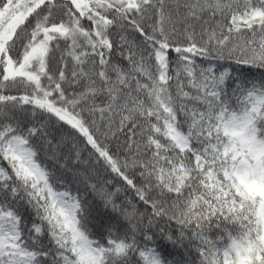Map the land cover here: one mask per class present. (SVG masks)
<instances>
[{"label":"snow or ice","instance_id":"6c2138e0","mask_svg":"<svg viewBox=\"0 0 264 264\" xmlns=\"http://www.w3.org/2000/svg\"><path fill=\"white\" fill-rule=\"evenodd\" d=\"M101 162L143 213L76 170ZM185 245L264 264V0H0V264H170Z\"/></svg>","mask_w":264,"mask_h":264},{"label":"trees","instance_id":"16d2710c","mask_svg":"<svg viewBox=\"0 0 264 264\" xmlns=\"http://www.w3.org/2000/svg\"><path fill=\"white\" fill-rule=\"evenodd\" d=\"M217 66L219 67H225L227 66V61L224 62H216ZM250 76L259 79V73L255 72L253 70V73L249 74ZM64 132H67V129L62 130ZM102 138V137H101ZM114 144V142H113ZM113 151L115 152V147L113 146ZM84 157L87 158L88 153L84 152ZM40 160L47 164L49 168L53 167L52 161L47 159L46 154L41 151L40 153ZM82 173H86V178L89 183H95L97 187H105L108 191L113 192L117 187H120L122 190L115 195V201L117 204H123L124 206H128L126 201H131V204L135 206L138 213H143L145 211V206L139 202L136 198L133 192L131 191H124V186L122 185V182L116 179L112 174H110L104 167L103 163L99 164H88L84 166H78L76 169ZM55 175L59 178L57 182V186L60 187L59 181L63 182V187H67L71 189L73 193L79 192V194L86 198L89 204L93 206V215L96 216L98 219L102 218L103 220H109L112 217L116 215V213L111 212V209H105L103 202L100 200V197L93 193L90 189L86 190V185L84 183L83 178L77 177L74 178L71 171H64V170H58L55 172ZM106 181H111V183L106 184ZM137 183H139V180H137ZM150 211V209H149ZM164 221L160 222V226H164ZM95 225V221L93 222ZM173 228H175V225H172ZM93 231L96 233H99L98 228H93ZM218 235L217 231L215 229L212 230L210 233V236L212 238H216ZM187 245L185 247H178V248H172L171 246H168L166 249V254L168 255V259L170 261V264L172 261H178L180 264H190L191 260L196 259L195 253L192 255H189L186 251Z\"/></svg>","mask_w":264,"mask_h":264}]
</instances>
